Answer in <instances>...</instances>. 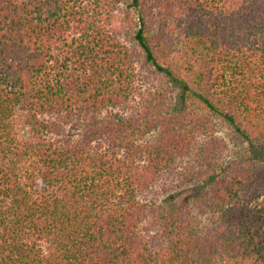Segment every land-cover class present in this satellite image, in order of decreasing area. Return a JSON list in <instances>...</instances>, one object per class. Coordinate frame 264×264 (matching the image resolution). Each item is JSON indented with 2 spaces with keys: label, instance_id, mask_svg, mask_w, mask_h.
<instances>
[{
  "label": "trees",
  "instance_id": "obj_1",
  "mask_svg": "<svg viewBox=\"0 0 264 264\" xmlns=\"http://www.w3.org/2000/svg\"><path fill=\"white\" fill-rule=\"evenodd\" d=\"M0 264H264V0H0Z\"/></svg>",
  "mask_w": 264,
  "mask_h": 264
},
{
  "label": "rangeland",
  "instance_id": "obj_2",
  "mask_svg": "<svg viewBox=\"0 0 264 264\" xmlns=\"http://www.w3.org/2000/svg\"><path fill=\"white\" fill-rule=\"evenodd\" d=\"M122 29H124V28H121V30ZM125 32H123L122 33V39H123V37H124V39H125ZM141 68V64L139 63V70H140V72H142V75L141 76H143V74H145L146 73V71L145 70H142V68ZM167 179V182H168V184H170V185H173V178L172 177H168V178H166ZM166 181V180H165ZM170 190V189H169ZM154 192H156L157 194H158V196L160 197V198H162V196H163V194H164V188H163V186H162V184L160 185V186H158L157 188H155L154 189Z\"/></svg>",
  "mask_w": 264,
  "mask_h": 264
}]
</instances>
